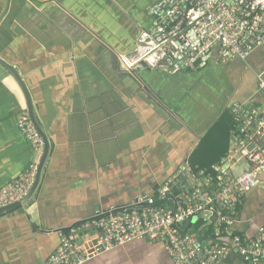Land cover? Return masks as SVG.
<instances>
[{
	"label": "crops",
	"instance_id": "0c3cea01",
	"mask_svg": "<svg viewBox=\"0 0 264 264\" xmlns=\"http://www.w3.org/2000/svg\"><path fill=\"white\" fill-rule=\"evenodd\" d=\"M6 1L0 58L24 83L48 151L32 196L0 215V264H42L71 226L130 206L137 195L155 196L231 104L264 107L253 76L264 49L247 59L253 73L213 62L175 75L120 69L119 56L151 28L148 10L160 0ZM25 109L22 90L0 66V188L34 157L16 126ZM191 181L181 175L173 193ZM258 193L244 197L241 217L261 225ZM100 256L87 264H174L159 243L131 242Z\"/></svg>",
	"mask_w": 264,
	"mask_h": 264
},
{
	"label": "built area",
	"instance_id": "2783aa9c",
	"mask_svg": "<svg viewBox=\"0 0 264 264\" xmlns=\"http://www.w3.org/2000/svg\"><path fill=\"white\" fill-rule=\"evenodd\" d=\"M148 15L151 28L140 30L131 51L118 58L124 72L146 68L175 75L232 58L246 64L251 54L264 49V0H160ZM255 79L264 99V66ZM229 112L228 151L209 170L193 172L186 161L155 196L137 195L130 206L97 211L63 233L42 264H87L131 242L161 244L174 264H264V224L241 217L244 197L262 185L264 107L233 103ZM16 126L34 157L0 188V210L29 194L45 149L27 109L18 114ZM183 174L191 177V186L173 193Z\"/></svg>",
	"mask_w": 264,
	"mask_h": 264
},
{
	"label": "trees",
	"instance_id": "16d2710c",
	"mask_svg": "<svg viewBox=\"0 0 264 264\" xmlns=\"http://www.w3.org/2000/svg\"><path fill=\"white\" fill-rule=\"evenodd\" d=\"M233 129V122L230 112L222 114L218 122L209 130V132L200 141L198 147L188 159V165L194 172L197 170H209L212 165L217 163L227 152L230 132ZM212 144L206 149L205 141L212 135ZM219 137V138H218ZM218 138V139H217ZM101 256L93 258L90 262L100 259ZM89 262V263H90Z\"/></svg>",
	"mask_w": 264,
	"mask_h": 264
},
{
	"label": "water",
	"instance_id": "95a60500",
	"mask_svg": "<svg viewBox=\"0 0 264 264\" xmlns=\"http://www.w3.org/2000/svg\"><path fill=\"white\" fill-rule=\"evenodd\" d=\"M8 2H9V0L6 1L7 4H8ZM0 66L3 67L4 69H6L12 75V77L15 79V81L19 85L20 89L22 90V93H23V96H24V99H25L26 109H27V112L29 114V117H30V119L32 120L34 126L39 131V133L41 134V136L43 137V139L45 141L44 153H43V156H42V158L40 160L38 174H37V178H36V181H35V184H34L33 188L31 189V191L29 192V194L21 202L16 203L14 205H11V206H9V207H7L5 209H1L0 210V215H3L5 213L12 212L14 210H18L20 208L22 209L23 206H24V204L27 202V200L32 196V194H33V192H34V190H35V188H36V186L38 184V180H39V177H40V171H41V168L43 166L44 160H45L46 155H47L48 146H47L46 139H45L44 135L42 134V131L40 130V128H39V126H38V124H37V122L35 120V117H34V114H33V110H32V106H31V102H30V98H29V95H28V92H27L26 87H25L24 83L22 82L20 76L14 70V68H12L6 62H4L1 58H0ZM194 221H195V219L192 220V222H194ZM33 222L36 223L37 220H34ZM184 228H185V225L180 227L181 230H184ZM204 233H205V230H203L201 232V235L200 236H202ZM200 236L197 233L196 240L199 243L202 241Z\"/></svg>",
	"mask_w": 264,
	"mask_h": 264
},
{
	"label": "rangeland",
	"instance_id": "374dc122",
	"mask_svg": "<svg viewBox=\"0 0 264 264\" xmlns=\"http://www.w3.org/2000/svg\"><path fill=\"white\" fill-rule=\"evenodd\" d=\"M249 63H252L251 61H248L247 60V64ZM236 63V64H235ZM234 64V65H232ZM245 63L241 62L240 60L236 59V58H232L231 60H228V61H225V62H222V63H217L215 65L216 66V69L217 70H224V68H228V72L229 71H235V72H241L242 69L245 70L247 73H253L252 71L250 72L247 68H246V65ZM250 68L253 70L255 67L254 66H250ZM249 68V69H250ZM204 69V68H203ZM253 76L255 77V75L253 74ZM256 80V79H255ZM215 134H212L206 141H205V147L206 149L210 146V144H212L211 142V138L214 136ZM219 138V137H218ZM217 138V139H218ZM255 191L257 192H260L258 193L257 195V199L259 201L262 202V200H264V180H263V184L260 185L259 187L255 188L254 189ZM254 190L252 192H254ZM251 193H249L248 195H250ZM253 216V214L251 215ZM254 220H256V217L252 218Z\"/></svg>",
	"mask_w": 264,
	"mask_h": 264
}]
</instances>
